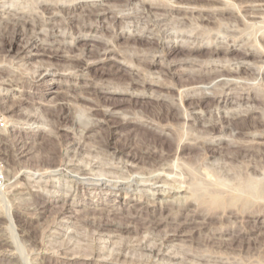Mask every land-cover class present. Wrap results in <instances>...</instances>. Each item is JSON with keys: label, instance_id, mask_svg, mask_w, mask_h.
Segmentation results:
<instances>
[{"label": "rangeland", "instance_id": "obj_1", "mask_svg": "<svg viewBox=\"0 0 264 264\" xmlns=\"http://www.w3.org/2000/svg\"><path fill=\"white\" fill-rule=\"evenodd\" d=\"M41 1L0 0V16L5 17L8 12H13L12 10L14 9L16 11L19 10L18 12H30L32 10V12L38 13V15H43L40 7L44 6V4ZM87 1L92 0H60V3L72 7L75 4L79 6ZM101 1L97 0V2ZM106 1H109L110 5H114L116 9L119 8L117 4L123 3L122 0ZM129 7L130 9L124 11L128 15H121L122 18L124 17L122 24H125V32L134 34L147 33V31L149 33L151 31V33H154L151 34L152 36L160 34L161 36L170 37L172 35L175 36L183 30L182 33L190 36L199 35V37L204 38V42L207 41V36L215 35L214 40L213 38L212 40L214 43L221 41V45L227 43L232 37H235L236 39L238 38V45L235 46L238 49L242 43L253 40L254 37H258L261 33L257 29V25H255L256 28L250 23L245 24L241 18H232L228 14L225 15L224 20H219L218 18L216 19L217 22L206 27L201 22V25L197 24V21L193 17V20L191 17L189 19V15H185L184 13H181L182 15L180 13H171L170 16L166 14L165 20H156L153 18V15L140 14L138 11L141 8L138 3L135 4L134 2ZM68 11L72 12L71 14H81L80 10L70 9L66 12ZM66 15L68 16V13ZM66 15L60 13L54 19H47L49 23L46 22L44 25L37 27L36 30L40 32V36L35 44H39L44 38L46 39L43 34L49 33L52 26L54 34L61 30L64 31H61L64 34L63 36H58V34L56 36V39L60 41V43L56 42V48L59 47L62 40L71 41L67 19H63V17H67ZM182 16H187L190 21L187 19L185 20L186 23L180 25L178 19ZM158 22L160 23V30L157 26ZM162 23L168 25V28ZM0 24H2V18H0ZM95 24L104 25L105 27L115 26L117 31H120V27L122 26L121 20H118L115 24L112 20H104ZM72 25L78 27L80 23L75 22ZM199 26L204 28V30H201ZM213 26L214 28H212ZM157 29L158 31H156ZM76 30L77 28L74 31L76 32ZM30 34L31 27L24 31V35L19 36L15 40L9 52H0V61L4 58L6 59L5 62H0V131H2L0 133V137L2 138V142L0 143V218L4 219V223L0 224V238L7 239L10 245L0 250V264H106L105 261L111 260V257L118 252L127 259H140L142 262L145 261V264H221V260L223 261L222 264H236L237 259V264H247L248 257L250 259V261L248 260V264H264V216H262L263 218L260 217L259 223L254 217H247L242 223L239 221L234 222V220L227 222L229 232L218 236L214 233L218 232L219 228H225L224 225L222 226L220 220H211L210 224L208 223L205 225L207 227L203 228L201 224L203 220L200 217L194 218L193 221L189 220L192 215L190 211L192 207L179 211L183 201L186 200L185 196L191 198L189 196L191 195L190 192H192V195L193 193L195 196L198 195V193L195 194L196 192H194L196 185L198 189L202 187L198 192L205 187H208L207 189L205 188L208 192H212V187L215 190L214 186L217 185H220L224 189L226 187V190L231 189V191L234 188L240 189L237 186H243L242 190L246 189V192L252 190V193L255 192L254 194H258V196L259 194L261 195L260 202L262 197V200H264V192H261L264 189L263 174L253 177L254 181L249 180L253 181V183L249 182L245 178L243 171L241 172L242 164L240 160H226L225 154L228 152L229 147L224 141L220 143L218 140L220 137H228V130L225 131V135L208 136L213 142L218 141L220 144L207 145L208 151L206 153L202 149L190 147L184 151V157L181 158L180 156V159H176L172 156L167 160V162L169 161L168 163L163 161L166 164L164 165V169H161L159 167L160 164L158 163L157 165V162L140 160L135 161L133 164V166L137 167L131 168V162H126V158L129 155L139 154L140 147L151 148L152 150H150L155 152L158 150L157 153L159 154L161 153V148L164 151L174 149L176 140L166 135H159L155 132L154 128L151 130L146 129L140 123L143 120L144 111L148 114L167 115L169 103L161 101H158V103L155 99L148 97V95L165 94L170 98L173 97L174 102H178L174 98L178 97L177 93L180 88L177 85L170 89L152 85L150 87L147 86L143 91H140L141 88L138 86L128 88V92L133 93V96L122 92L104 93L101 91L104 88L116 87V84L118 85L117 87H121L130 80L129 75L124 71L129 69V67H126L128 63H116L109 60L104 65L91 66L89 67L90 70L88 69L81 73L68 67V62L64 57L49 59L46 56L38 55L32 58H25L26 55L35 53L34 46L29 48L30 52L26 51L20 54L16 52L24 44L25 35ZM97 35H102L105 38L110 36L109 31L104 28H101ZM140 40L141 44H143L141 48H146L147 46L144 45L145 40ZM180 40L185 41L186 39L178 37L175 44H178ZM85 43L86 40L80 39L75 43V47L84 48L86 47ZM124 43V39L115 40L117 47L125 50L126 59L133 63L134 57H136L133 45H129L128 47L127 43ZM172 43L173 41L169 42L168 45L171 46ZM227 47H230V45ZM175 49L177 50L175 53H178L177 55H183L187 52L180 47H175ZM206 52H208V49L203 48L198 52H194V54L203 56ZM137 54L141 55L142 53L137 51ZM228 56L235 58L236 52ZM173 57L170 56L168 61H171ZM9 58L13 59V63L9 64L7 61ZM84 58L91 59L86 50L84 51ZM120 61L122 62V60ZM117 65L122 70L114 74L112 72L116 70L115 68H118L115 67ZM65 67L67 72L64 71ZM188 67L191 68L188 64H182L175 70L189 69ZM192 68L198 69V66L195 65ZM151 70L155 72H153V76L156 78H168L166 80L172 84L180 81V76L177 74L173 78H169L162 67H153ZM131 71H133V67ZM134 73L138 72L134 70ZM79 74H83L85 78H79ZM139 74L138 77L142 78L141 73ZM220 79L222 78L216 81ZM216 81L208 87L213 86ZM198 86L206 87L204 84ZM224 91L229 94L231 90L224 88ZM28 92L31 94L30 96ZM142 93H146L147 95L140 96ZM135 94L138 95L135 96ZM82 95L92 99V101L89 102V100L80 98ZM64 96H68L71 106L69 107L70 113L68 112V119L62 122L63 124L60 126L57 120H51L47 117V113L51 111V107H49L50 110L48 109V111L47 106L43 104H48L52 100H60ZM25 97L27 99L30 97L28 100L33 101V104L29 103L27 104L28 106L23 105L17 111L10 114L8 108L16 106L15 101L17 98ZM245 98H249L247 93H245ZM113 99L116 101L113 102ZM205 101V105L209 104V108H203L204 111L202 109H195L189 119H182L183 114L185 115L186 112L182 106L179 105L176 109H173V112L181 115V118L173 120L172 123L176 130L184 133L185 136L183 135L182 141L188 143L195 142L191 137L200 134L202 125H207L209 121H217L225 112L244 109L251 105H257L261 109L260 104L254 102L248 103L246 99L238 104H229L222 96L220 100L209 97ZM89 103L92 106L93 103L97 104L102 108H108V103H110V106L114 103L116 109L112 119L116 122L120 121V123H113V126L109 127L107 124L98 122L101 117L98 115L91 116L89 112L91 105ZM133 106L137 110L139 109L142 115L141 113H136L138 111L134 110ZM140 108H144L143 111ZM207 109L208 111L206 112L205 110ZM210 111L212 112L210 113ZM196 114H204L202 118L207 123H204V120V122L200 120H194V122L191 118ZM25 115L35 117L37 118L36 121L39 122L34 124L30 122L29 124L23 117ZM256 116L258 115L256 114ZM4 117L7 118L4 119ZM133 117L135 118V123H133ZM8 118L9 121L5 122ZM250 123H252V120L244 117L237 120V127L243 129ZM59 127L62 129L56 135V129ZM166 133L169 134L168 131ZM238 137L242 138V136ZM47 150L60 154L62 162L65 164L67 162L68 164L66 165H71L72 167L66 168V166L60 165L57 168L50 169L48 172L37 171L35 165L39 164V157L43 156ZM114 150L119 151L118 157L112 154ZM257 152L251 153V156L245 159L248 160L253 156V160L256 159L264 163V148ZM188 153L190 154L189 158ZM203 162L207 165L212 163V170L216 168L213 171L214 173L217 171L215 174L217 183H210L214 185L210 187L211 189L209 188L210 184L209 186L208 184L206 185L205 180L203 181L200 177L199 179L201 180H199L198 176H195L199 171L197 169L200 168V164ZM32 163L35 165L31 168ZM7 170H10L11 173L17 172L16 177L12 175L5 177L4 175ZM193 172L195 173L191 174ZM237 172L239 175L237 174L236 176ZM188 173L191 175L187 176ZM163 175L166 177L165 179L162 178L161 181L156 179V177H162ZM182 177H185L184 181L183 179L179 180ZM16 181H19V183L14 184ZM260 183H262V190L260 188L261 185L258 186ZM246 186H249L250 189ZM251 186H254L256 189ZM7 187H9L10 191L4 194L3 190ZM15 189H18L16 190L17 192ZM242 190L236 192L241 193ZM208 192L203 191L204 194H208ZM246 192L242 193L245 194ZM200 193L199 199L207 196L203 195L202 192ZM262 203L264 205L263 201ZM86 213H89V215ZM17 216L28 221L25 226L19 225ZM102 220L104 223L108 222V225L104 224L103 226ZM151 220L154 222L153 227L151 226ZM137 229L138 231H136ZM238 231L240 233L237 234ZM173 233H177V235L174 236L172 235ZM230 234L238 235H236L238 237L236 238L237 242L231 241V237L233 236ZM214 235L215 241L218 240V244L221 242L219 239L222 238L221 243L232 242L234 249L217 247V242L215 243L216 245L211 242ZM167 236L169 239L166 240ZM240 238H242L243 242L242 240L240 241ZM35 239L40 244L35 245L32 242ZM162 239L165 240L164 246L161 247V252L164 254V260L162 261L156 262L159 257L151 255L148 250H140V247H138L139 242L141 244L146 243L149 247L156 246L158 243L160 244ZM85 249H92L97 253L86 256L87 250ZM251 250L252 253L250 252ZM254 250L257 251L255 252ZM229 256L231 257L229 258ZM8 259L13 260L10 261ZM228 259H232L233 261L230 260L229 262Z\"/></svg>", "mask_w": 264, "mask_h": 264}, {"label": "bare ground", "instance_id": "obj_2", "mask_svg": "<svg viewBox=\"0 0 264 264\" xmlns=\"http://www.w3.org/2000/svg\"><path fill=\"white\" fill-rule=\"evenodd\" d=\"M122 2H123L122 4H117V6H119V8L116 9L114 7V5H110L109 1H106V0H102L101 2H97V0L87 1V2L82 3L79 6L75 4L72 7H70L69 5H65L63 3H60V0H42L41 3L44 4V6H42L40 8H41V12L43 13V15H41V14L38 15V13H34V12H32V10L30 12H24V11L18 12L19 10L16 11L13 8L14 9V10H12L13 12H8V14L5 15V17L0 16V18H2V24H0V52H9L11 50V47H12L13 43L15 42V40L18 39L19 36L24 35V31L31 27V34L25 35L26 39L24 41V44L22 46H20V48L16 52L17 54H20V53H23L26 51L30 52L29 48L34 46L35 53L30 54V55H26L25 58H32V57H36L38 55L46 56L49 59H53V58H57V57H64V58H66L65 60H67V62H68V67H71L74 70H77V72H81V73H83V71H85V70L87 71L89 69V67H91V66H95L98 64L104 65L109 60H112L116 63H128V66H126V67H129V69L124 70V71L129 75L128 77H130V80L121 87H117L118 85L116 84V87L111 86V87L104 88V90H101L104 93H115V92L129 93L128 88H135L137 86L141 88L140 91H143L147 88V86L150 87L152 85L158 86L160 88H168V89L173 88L175 85H177L178 88H180V89L178 90V88H177L178 97L174 98V100L176 99V100H178V102L177 101L174 102L173 97L170 98L165 94L159 93V95L155 94L154 96L148 95V97L155 99L157 102L161 101V102H168L169 103L167 106L168 107L167 108V110H168L167 115L165 114L166 116H162V115L156 114V113L148 114L147 112L144 111L145 114L143 113L144 117L140 123L142 126L146 127V129L151 130L154 128L156 130L155 132L158 133L159 135H164V136L166 135V136H169V137L173 138L174 140H176L174 143V145H175L174 149L169 150V151L168 150L164 151V149L161 148L162 150H160L161 153L159 154V153H157L158 150L155 152V151H151L152 150L151 148H150L151 149L150 150L148 148L140 147L139 154L129 155L126 158V162H131V164H130L131 168L137 167V166H133V164L135 163V161L140 160V161H147V162H150V161L157 162V165L159 163L160 164L159 167L161 169H164V165H166V164L163 161L167 162L169 157H172V156H174V158H176V159H180L179 158L180 156H181V158L184 157V154H185L184 151L187 148L192 147V148L202 149L206 153L208 151L207 145H209V144L210 145H213V144L218 145L221 143V141H224V143H226L227 146L229 147L228 152L225 154L226 160L227 159L229 161L240 160L241 164H242L241 172L243 171L247 181H249L250 179L253 180L254 179L253 177H255L256 175L263 174V176H264V163L262 161H259V160L257 161L256 159L253 160V158H252L253 156L251 157L252 159L251 158L248 160L245 159L247 157H250L251 153L260 151V149L262 150V148H264V141H263V139H264V65H263L264 64V0H176V1L175 0L174 1L173 0H122ZM134 2H135V4H137V3L139 4V7L141 8V10L138 12L140 14H145V15L147 14V16L153 15V18H155L156 20L164 19L166 17V14H168V16H170L171 13H176V14L177 13H180V14L184 13L185 15H189L188 16L189 19H190V17L191 18L193 17L197 21V24L198 23L200 24V22H201V24L205 25L206 27H209L211 24H214L215 22H217L216 19H218V18H219V20L220 19L224 20V17H226L225 15L228 14V16H230L232 18H241L245 24L250 23L254 26L257 25L258 28L256 26L255 27L258 30H260L259 33L260 32L261 33L258 35V37H256V38L254 37L253 40H251V41L247 40L249 42L242 43L240 45V47L238 49H236L235 46L238 45V43H237L238 38L236 39L235 37H232V39L227 41V43L221 45L220 44L221 41H219L218 43H214L213 40L215 38L214 37L215 35H213V33H212L213 36H207L206 37L207 41L204 42L203 41L204 38L199 37V35L190 36V35H187L185 33H182L183 30L181 32H178L175 36L172 35L170 37L161 36L160 34L152 36L151 34H154V33H151V31L149 33L147 31V33H142V34H139V33L134 34V33H130V32H125V30H124L125 24H122L123 23L122 19L124 17L122 18L121 15L122 16L128 15V13H124V11H127L128 9H130L129 6L133 5ZM70 9L71 10H80L81 14H71L72 12H69V11L66 12L67 10H70ZM60 13H62V15H63V13L65 15L68 13V16L66 15L67 17H63V19L64 18L67 19L68 29H69L68 31L70 32L69 38L71 39V41L62 40L59 47L56 48V42L60 43V41L56 39V36H57V34H58V36H63L64 31L63 30H61L63 32L56 31L58 33L54 34L55 32H53L54 30H53V26H52L50 28L49 33L43 34L46 37V39L45 38H44V40L40 39L41 40L40 43L35 44L36 40L40 36V34H39L40 32H37V30H36L37 27H39L40 25H44V23H46V22L49 23V21H48L49 19L56 18L57 16L60 15ZM188 17L182 16L181 18L178 19V23L180 25L186 23L185 20H187ZM193 18H192V20H193ZM104 20H106V21L112 20V22H114V24L117 23L118 20H121V24H122V26L120 27L121 30L117 31V29H115V26H112V27L106 26L105 27L104 25L95 24L96 22L100 23ZM175 20L177 21V19H175ZM175 20H174V22L176 23ZM75 22H77V23L79 22L80 26L79 25H78V27L73 26L72 23H75ZM159 22H158V24L155 23V24H157L158 29L160 26ZM152 23H154V22H152ZM163 25H165V23ZM166 26L168 28V25H165V27ZM206 27H205V29H206ZM255 27H254V29H255ZM54 28H56V27H54ZM76 28H77V30L75 32L74 30ZM101 28H104V29L109 31L110 36L108 38H105L102 35H100V36L97 35L100 32ZM167 28H165V30H167ZM200 28H199V30H200ZM212 28H214V26ZM158 29L156 31H158ZM194 29H196V28H194ZM202 29L204 30V28H201V30ZM257 29H255V30H257ZM86 31H87V33H86ZM88 32L90 33L89 35H88ZM153 32H154V30H153ZM242 32H243V30H242ZM178 37H180L182 39L184 38L186 40L185 41L180 40L178 42V44H175V41L178 39ZM191 38H193V39H191ZM199 38H201L200 41H198ZM212 38H213V40H212ZM80 39L86 40V43H85L86 47H84V48H76L75 47V43ZM117 39H124L125 43H127L128 47H129V45H133V48L135 50L134 53L136 52V57H134L133 63H132V61H128L126 59L125 54H124L125 50H122L121 48L117 47V44H115V40H117ZM140 39L145 40L144 45L147 46L146 48H141V46L143 44H141ZM195 40H197V41L195 42ZM171 41H173V43L171 46H169L168 43ZM242 41H243V39H242ZM243 42H245V40ZM226 45L227 46L230 45V47H227ZM224 46H226V47H224ZM175 47H180L182 50H186L187 52L185 51L186 52L185 53L184 51H182L185 54L177 55L178 53L175 54L177 51L175 49ZM203 48L208 49V52H206V54H203V56L198 55V54H194V52H198ZM128 49H130V48H128ZM85 50L91 56L90 60L84 58V51ZM137 51L141 52L142 54L141 55L137 54ZM233 52H236V57L230 58L228 55L233 53ZM220 55H222V56H220ZM170 56H174V57L172 58L171 61H168V58ZM11 58H9L7 60L9 62V64L13 63V59H11ZM120 60H122V62ZM5 61H6V59L4 58L0 62H5ZM182 64H188V65H190L191 68L188 67L189 69L183 68L180 71H176L177 68ZM195 65L198 66V69L192 68ZM115 67H118V68H115L116 70L114 69L115 71H113V72L111 71L114 74H117L122 70L121 68H119L120 67L119 65H117ZM132 67H133V71H131ZM153 67H162L165 71V74L168 75L169 78L170 77L173 78V76H175V74L179 75L180 81H178L177 83L174 82V84H172L166 80L168 78H158V77L156 78V77H154L153 76L154 71L152 72V70H151V68H153ZM134 70H136L138 73H134ZM64 71L67 72L66 67H65ZM54 73H56V72H54ZM139 73H141L142 78L138 77V75H140ZM69 75H70V73H69ZM78 77L81 79L85 78L83 74H79ZM219 78H222V79L216 81ZM236 79L237 80L239 79V81H237ZM91 80H93V79L91 78ZM215 81H216V83L213 86H210V88H212V89H210L208 86L211 85L212 83H214ZM200 84H204V85H206V87L205 86H198ZM111 88H113V89H111ZM224 88L231 90L229 92V94L224 91ZM160 91H162V90H160ZM245 93L248 94L249 98H245ZM26 94H27V92H26ZM28 94H29V92H28ZM129 94L132 96L134 95L133 93H129ZM30 95L31 94H29V96ZM137 95L138 94H135V96H137ZM141 95L145 96L147 94L142 93V94H140V96ZM221 96L224 97L226 99L227 103H229V104H238L242 100L246 99L248 103L254 102V103L260 104L261 109H259V106H257V105L247 106L244 109H239V110H235L232 112H225L222 116L219 117V119L217 121L213 120V121H209L208 123L202 118V115L205 114L204 112H203L204 114H202V115L196 114L191 119H193V121L194 120H198V121L204 120L205 122L204 121L203 122L207 123V125H205V124L202 125V130L199 132L200 133L199 135L196 134V136H192V137L190 136L191 139L194 140L195 142L188 143V142L182 141L184 133H181L178 130H176L173 127V123H172L173 120H177V119L181 118V115H179V113H177V112H173V109H176L177 106H179V105L182 106L183 108H185V111L187 112V113L185 112V115L183 114L182 119H185V118L189 119V117H191L192 114L194 113L195 109H202V111H204L203 108H209L208 107L209 104L205 105V102H206L205 99L206 98L211 97L215 100H217V99L220 100ZM29 98L30 97H28V99ZM80 98H82L84 100H89V102L92 101V99L86 98L83 95ZM28 99H27V97L17 98V100L15 101L16 106L15 107L12 106L13 108H11V107L8 108L9 113L11 114V112L17 111V109L22 107L23 105H27L29 103L33 104V101L31 102ZM110 100H111V98H110ZM110 100H108V101H110ZM69 101H70V99L68 98V96H64L60 100H56V101L52 100L48 104H43L44 106H47V110L49 109V107H51V111L47 113L48 114L47 117L50 118L51 120L52 119L57 120L61 126V124H63L62 122H64L66 119H68V112L70 111L69 107L71 106ZM115 101L116 100H114L113 102H115ZM128 102H129V100H128ZM135 103H136V101H135ZM0 104H1V102H0ZM38 104H41V103H38ZM108 104H109L108 108H102L99 105L94 104V103H93V106L90 104L91 107L89 108V112H90L91 116L92 115H94V116L98 115L101 117L99 120L97 119L98 122L107 124V126L112 127L113 123L117 124V122L120 123V121L116 122L112 119L113 115H114V111L116 109L114 103H112L111 106H110V103H108ZM105 107H106V105H105ZM134 108H135L134 110H137L136 107H134ZM141 109L142 108H140V110ZM143 109H142V111H143ZM178 109H179V107H178ZM137 111L138 112H136V113H138V114L141 113V112H139V109ZM205 111L207 112L208 109ZM211 112L212 111H210V113ZM210 113L208 112V114H210ZM256 114L258 116H256ZM141 115H142V113H141ZM23 117L25 118L26 122H28L29 124H30V122H32L33 124L39 122V121H36L37 118H35L33 116L29 117V115H25ZM244 117L250 118L252 120V123L245 126V128L240 129L239 127H237L238 126L237 120L244 118ZM6 118L7 117H4V119H6ZM124 118H125V116H124ZM134 119L135 118L133 117V123L136 122V121H134ZM94 120L96 121L95 118H94ZM207 120H208V118H207ZM8 121H9V118L5 122H8ZM52 123H54V122H52ZM55 123H57V122H55ZM61 129L62 128H60V127L56 129V135L59 134V131ZM226 130L229 131V135H227L228 137H226V136L220 137L218 140V141H220V143L218 141L213 142L210 138H208V136L213 137L215 135H217V136L223 135ZM166 131H168L169 134H167ZM52 132L54 133L53 130H52ZM0 133H2V131H0ZM238 136H242V138H239ZM236 137H238V138H236ZM1 142H2V138L0 137V143ZM112 154L114 156H117L119 154V151L114 150L112 152ZM109 155H110V153H109ZM62 156H63V154H62ZM114 156H112V157H114ZM189 157H190V154L188 153V158ZM120 159H122V158H120ZM262 160H263V158H262ZM38 163L39 164L37 166L32 163L33 165H31V168H32V166L35 165V169L37 171L39 170V171H43V172H48L50 169L57 168L60 165L66 166V168L71 166V165H66V164H68L67 162H66V164L63 163L61 155L58 154L57 152L52 151V150H47L43 156H40ZM36 164H37V162H36ZM208 165H210V166H208ZM208 165L204 164V162L201 163L200 168L197 169L199 171L195 176L196 177L198 176L197 177L198 179L200 177L203 179V181L205 180L204 182L206 183V185L208 184V186H209L210 183H212V184L217 183L216 176H215L217 171H215V173L213 171L216 168H213V170H212V163L208 164ZM224 168H225V166H224ZM226 169L228 170L227 167H226ZM9 171L8 170L6 171V173L4 175L5 177L11 176V175L16 177L17 172L13 171L14 173H11V171L10 172ZM238 172L236 173V176H237ZM194 173L195 172H193L191 174H194ZM224 173H222V174H224ZM191 174L188 173V175L187 174L186 175L190 176ZM227 174H229V173H227ZM229 176H232V175H229ZM162 178L165 179L166 177H164V175L162 177H156V179H159V181H161ZM184 178L185 177H182L179 180L181 181V179H183V181H184ZM189 178H191V177H189ZM218 179H220V178H218ZM199 180H201V179H199ZM203 181H201V182H203ZM207 181H208V183H207ZM253 181H249V182L253 183ZM18 183H19V181H16L14 184H18ZM254 183H256V182H254ZM212 184H210L211 186H209V188L214 186ZM261 184L262 183H260L258 186H260ZM245 185H248V184H245ZM253 185H255V184H253ZM217 186H214L215 190H213V187H212V192H213L212 193V192H208L206 190L208 187L207 188L205 187L206 189L203 188L205 190L201 189V191L198 192V190L202 187H200L198 189V187L196 185V188H194V190H195L194 192H196L195 194L198 193V195L195 196L193 193V195H194L193 196L192 192H190L191 195H189V196H191V198L185 196L184 198L186 200L183 201L182 207L179 208V211L182 209H189V207H192L190 209V211L192 212V215H191V218H189V220L193 221L194 218L200 217L203 220L201 222V224L203 225V226L202 225L201 226L203 228L207 227L205 225H207L208 223L210 224L211 220H215V219L220 220L222 226L224 225L225 228H223V227H222L223 229L219 228L218 232L214 233L218 236H221L222 234H226L229 232V228H228L229 226H227V222L234 220V222L239 221L240 223H242V221H244L245 218H247V217H254L258 223L260 222V217L264 216V205L262 203V201L264 202V200H262L263 199V197H262L261 202L259 201L260 196H261L260 194L258 196V194H254L255 192L252 193V190H248L247 192H246V189H244L245 191L242 190L241 188L243 186L241 184H240V186H242V187L237 186V188H240L242 190V192H246L245 194H243L242 192L241 193L236 192V191H239L240 189L234 188L235 191H234V189H232L233 191H231V189L226 190V187L224 189L223 187L221 188L220 185H217ZM251 187L253 188L254 186H251ZM261 187H262V185L260 186V188ZM8 188L9 187H7L3 190L4 194H5V192L10 191ZM18 189H15V191ZM249 189H250V187H249ZM257 189H259V188H257ZM186 190H188V189H186ZM261 190H262V188H261ZM203 191L208 192V194L207 193L204 194ZM249 191H251V192H249ZM200 192H202L203 195H207L208 197L204 196V198L199 199V193ZM259 192H256V193H259ZM261 192H264V189ZM209 193H212V194H209ZM184 194H185V192H184ZM152 195H153V193H152ZM200 195H201V193H200ZM263 196H264V194H263ZM192 197H198V198H192ZM86 214L89 215V213H86ZM89 221H91V220L89 219ZM18 222H19V225L23 227L26 225V223L28 221L19 216ZM1 223H4L3 218H0V224ZM102 224H103V226H104V224L108 225V222L104 223V221H103ZM151 224H152L151 226L153 227L154 222L152 220H151ZM232 224H233V222H232ZM97 226H100V225H97ZM114 226H115V224H114ZM124 228H127V227H124ZM127 229H129V228H127ZM136 231H138V229ZM238 233H240V232L238 231L237 234ZM172 235L175 236V235H177V233L176 234L173 233ZM236 235H231V236H233V237H231V241L237 240L236 238H238V237H236ZM32 239H34V238H32ZM167 239H169V237L166 238V240ZM215 239L216 238L214 235L212 237V241H211L213 244H215L218 241V240L215 241ZM36 240L37 239L33 240L32 242L35 245L40 244V243H37ZM210 240H211V237H210ZM229 240H228V242H229ZM241 240H242V238H240V241ZM219 241L222 242V238H220ZM240 241H239V243H240ZM164 242H165V240L162 239L160 241V244L158 243V245L151 246V247H149L146 243L141 244L139 242L138 247H140V250H148V252L151 255H153L155 257L156 256L159 257L158 260L156 261V262H159L160 260L161 261L164 260V254H163V252H161V247L164 246ZM211 242H210V244H212ZM221 242H220V244H218V242H217V247H220V248L226 247L228 249H234L232 242H230V243L224 242L225 244L221 243ZM242 242H243V240H242ZM9 246L10 245H9V242L7 241V239L1 237L0 238V250L5 249ZM85 250H87V249H85ZM250 252L252 253V250ZM93 253H95V250L88 249L86 251L85 255L89 256V255H92ZM230 257L231 256H229V258ZM216 258H217V256H216ZM248 258H247V264H248V260L250 261V259H248ZM250 258H252V257H250ZM8 260L11 261L13 259H8ZM230 260H232V259H230ZM230 260H229V262H230ZM214 261H215V259H214ZM219 261H220V259H219ZM237 261H238V259H237ZM237 261H236V264H237ZM105 262H106V264H117V263L118 264L119 263H121V264H143L145 261L142 262V260L136 259V258L135 259H127V258L123 257V255H121V253L118 252L115 255H113V257H111V260L109 259L108 261H105ZM220 262L222 264L223 261L221 260ZM102 264H104V263H102Z\"/></svg>", "mask_w": 264, "mask_h": 264}]
</instances>
